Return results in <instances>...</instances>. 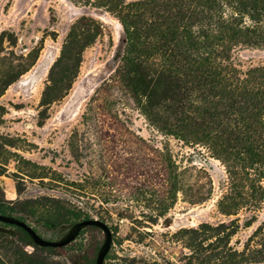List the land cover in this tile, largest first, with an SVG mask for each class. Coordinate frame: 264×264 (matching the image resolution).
Here are the masks:
<instances>
[{
    "label": "rangeland",
    "instance_id": "obj_1",
    "mask_svg": "<svg viewBox=\"0 0 264 264\" xmlns=\"http://www.w3.org/2000/svg\"><path fill=\"white\" fill-rule=\"evenodd\" d=\"M107 1L139 0H0V206L49 241L65 235L75 213L104 222L112 233L104 264H264L256 190L264 175L248 170L232 181L206 144L186 143L145 116L115 74L125 42ZM82 17L101 34L76 77L43 104L50 70ZM231 61L242 73L264 66V47L239 46ZM0 231L4 261L25 254L27 264H70L17 240L13 227L0 223ZM102 241L101 231L79 233L70 252L78 258Z\"/></svg>",
    "mask_w": 264,
    "mask_h": 264
},
{
    "label": "trees",
    "instance_id": "obj_2",
    "mask_svg": "<svg viewBox=\"0 0 264 264\" xmlns=\"http://www.w3.org/2000/svg\"><path fill=\"white\" fill-rule=\"evenodd\" d=\"M107 5L119 20L125 42L115 74L145 116L186 143L206 144L232 181L248 170L264 175V66L242 73L231 61L239 46L264 47V0H139L121 7L107 1ZM226 8L231 9L229 17L224 15ZM245 17L251 24H244ZM93 21L82 17L71 27L50 70L51 85L43 92V104L57 99L60 84L76 77L82 52L101 34V26ZM54 70L60 75L57 80H52ZM160 90L162 96L156 100ZM256 190L263 200L264 188L258 185ZM7 210L13 211L0 206L1 215L11 216ZM72 219L91 218L78 212ZM1 224L13 227L17 240L59 252L70 264H95L101 246L94 244L77 258L70 252L76 249L73 242L41 248L21 228ZM85 231L100 229L86 227L80 234ZM24 255L12 261L0 257V264H27Z\"/></svg>",
    "mask_w": 264,
    "mask_h": 264
},
{
    "label": "water",
    "instance_id": "obj_3",
    "mask_svg": "<svg viewBox=\"0 0 264 264\" xmlns=\"http://www.w3.org/2000/svg\"><path fill=\"white\" fill-rule=\"evenodd\" d=\"M0 223L13 225L16 227L21 228L25 231L32 242L41 248H62L66 247L71 244L79 233L84 230L86 227H96L100 229L103 234V241L102 244L97 252L95 264H104V259L109 252L112 244V233L109 230L108 226L97 219H90V220H82L79 222L74 223L69 230L65 233V235L57 241H49L41 238L33 228L28 226L26 223L10 216H5L0 214Z\"/></svg>",
    "mask_w": 264,
    "mask_h": 264
}]
</instances>
